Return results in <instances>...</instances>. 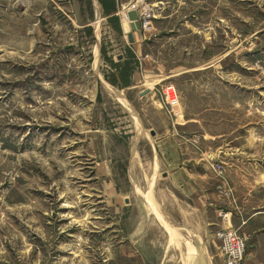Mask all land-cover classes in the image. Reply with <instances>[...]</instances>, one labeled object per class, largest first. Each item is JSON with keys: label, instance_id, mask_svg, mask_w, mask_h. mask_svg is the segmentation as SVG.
Segmentation results:
<instances>
[{"label": "rangeland", "instance_id": "obj_1", "mask_svg": "<svg viewBox=\"0 0 264 264\" xmlns=\"http://www.w3.org/2000/svg\"><path fill=\"white\" fill-rule=\"evenodd\" d=\"M168 152L264 264V0H0V264H157Z\"/></svg>", "mask_w": 264, "mask_h": 264}, {"label": "crops", "instance_id": "obj_2", "mask_svg": "<svg viewBox=\"0 0 264 264\" xmlns=\"http://www.w3.org/2000/svg\"><path fill=\"white\" fill-rule=\"evenodd\" d=\"M168 156L169 157L166 161L163 162L165 168V171H163V181L164 185L166 183V185L173 186L171 187V191H176L178 193L177 195H180V200L183 198V201H180V212L175 208L176 213H180V217L182 218H180V220L176 219V222L165 219L163 223H160L164 230V236H162L163 239L157 237L154 238V240H148L149 248L152 247V249L158 252L156 253L158 254L156 260L159 259L157 264H164L169 259H171V263L175 260L172 264H214L213 262L218 254L212 245L213 239L209 236V233L211 232V224L206 219V214L203 210L205 204H202V208H190L189 210L191 214L188 212L184 213L183 210L185 199L187 201V198L190 197L191 193L197 190V184L195 183L196 178L191 174L189 175L188 173L191 170L186 172L187 166L183 167L178 161V165H176L177 168H175L176 172L171 173V166L169 163L173 164L179 159V156H177L176 159V156L171 155L169 152ZM191 172H194L195 175H198L200 178L202 177L201 172L197 171L196 168ZM165 186L164 195L168 198L171 192L169 193ZM192 228L194 230H191ZM189 232H192L193 234H189ZM144 240L145 239L143 238L138 241L140 246L144 244ZM133 242H136L135 238H133Z\"/></svg>", "mask_w": 264, "mask_h": 264}, {"label": "built area", "instance_id": "obj_3", "mask_svg": "<svg viewBox=\"0 0 264 264\" xmlns=\"http://www.w3.org/2000/svg\"><path fill=\"white\" fill-rule=\"evenodd\" d=\"M147 9L143 8V12L140 14L139 11V24L141 29H146L148 22L152 19L151 13L149 15V20H147L144 17V14H146ZM151 11V10H148ZM220 238L224 242V251L226 252L227 256L231 258L230 264H238L242 258H243V252H244V245L242 242L239 241L237 237H235L233 234H222Z\"/></svg>", "mask_w": 264, "mask_h": 264}, {"label": "water", "instance_id": "obj_4", "mask_svg": "<svg viewBox=\"0 0 264 264\" xmlns=\"http://www.w3.org/2000/svg\"><path fill=\"white\" fill-rule=\"evenodd\" d=\"M127 20L129 21L130 23V27H131V30L133 32H137L140 30V24H139V14L137 11H129L127 13ZM129 40L130 42H133V35L130 34L129 35ZM147 93H149V91H145L142 95H146Z\"/></svg>", "mask_w": 264, "mask_h": 264}, {"label": "bare ground", "instance_id": "obj_5", "mask_svg": "<svg viewBox=\"0 0 264 264\" xmlns=\"http://www.w3.org/2000/svg\"><path fill=\"white\" fill-rule=\"evenodd\" d=\"M143 12V9L140 11V14ZM147 13H149V12H147ZM125 15H127V13L125 14ZM127 17V16H126ZM144 17L147 19V20H149V16H146V15H144Z\"/></svg>", "mask_w": 264, "mask_h": 264}]
</instances>
